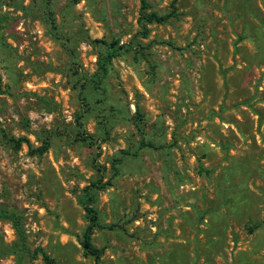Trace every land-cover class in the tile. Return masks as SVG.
Masks as SVG:
<instances>
[{"label":"rangeland","instance_id":"1","mask_svg":"<svg viewBox=\"0 0 264 264\" xmlns=\"http://www.w3.org/2000/svg\"><path fill=\"white\" fill-rule=\"evenodd\" d=\"M176 6L145 34L141 0H0V212L28 248L0 217V264H96L81 199L98 179L104 264H264V0ZM116 40L136 51L84 101ZM49 132L43 155L13 141Z\"/></svg>","mask_w":264,"mask_h":264},{"label":"trees","instance_id":"2","mask_svg":"<svg viewBox=\"0 0 264 264\" xmlns=\"http://www.w3.org/2000/svg\"><path fill=\"white\" fill-rule=\"evenodd\" d=\"M177 1L178 0L172 1L171 3L172 8H173L172 11L164 15H161L154 11L146 12L145 9L149 7V3L147 0H141L142 13H141L140 22L145 31V34H147L149 31L147 24L154 23V22H157V23L167 22L171 17L177 16L178 14L177 6H176ZM47 13L50 15L52 14L51 11H47ZM133 50L136 51V48L134 47V44H132V42L120 44L119 41L116 40V41L109 42V43L108 42L102 43L98 51L97 68L95 72L92 75L87 76L82 79L83 80V83L81 85L82 90L80 92L83 95L82 99H84V101L87 100V96L85 94L87 84H92L95 88L100 89V85L102 81L105 80V78L108 76V73L110 72L113 58L122 56L123 54L133 51ZM52 134H53L52 132H49L46 135L38 136L40 145L37 147H32L29 139H27L26 137L14 138L13 141L15 142L16 146H21L23 142H26L29 145L30 151L32 153L43 155L50 148ZM83 137H84L83 140L85 141L93 140L91 136H83ZM142 145L143 146L149 145V146L155 147L154 144L146 143L144 142V140L142 142ZM105 185H107V183H102L101 179L91 181L90 184L84 188L83 190L84 193L81 199V203L86 211L87 218L89 221L88 225L86 226L83 232L81 244H82L85 254L87 256H92L96 264H104V262L102 260L103 249L97 247L93 243L94 229L101 225L99 221V214L95 207V202L97 200L95 189L104 188ZM0 217H9L13 220L14 227L19 237L18 244L20 246L22 245V247H24L25 249H28L27 242H26L27 237L22 227L21 217L17 213L5 212L2 210L0 212ZM35 251H37V253L41 252L46 262L53 263V264H60L55 259L51 258L43 248L36 249Z\"/></svg>","mask_w":264,"mask_h":264}]
</instances>
